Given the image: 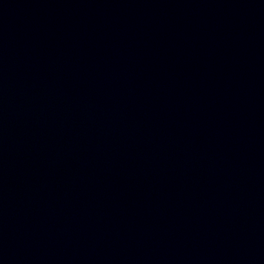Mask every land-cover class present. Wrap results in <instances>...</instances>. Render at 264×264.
I'll return each instance as SVG.
<instances>
[{
  "label": "water",
  "instance_id": "obj_1",
  "mask_svg": "<svg viewBox=\"0 0 264 264\" xmlns=\"http://www.w3.org/2000/svg\"><path fill=\"white\" fill-rule=\"evenodd\" d=\"M0 264H264V0H0Z\"/></svg>",
  "mask_w": 264,
  "mask_h": 264
}]
</instances>
